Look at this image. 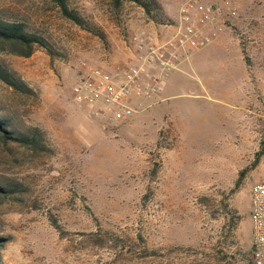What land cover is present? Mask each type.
Returning <instances> with one entry per match:
<instances>
[{"label":"rangeland","instance_id":"374dc122","mask_svg":"<svg viewBox=\"0 0 264 264\" xmlns=\"http://www.w3.org/2000/svg\"><path fill=\"white\" fill-rule=\"evenodd\" d=\"M157 1L153 14L171 22L132 2L69 0L89 30L52 0H0V16L52 50L0 53L32 91L0 81V115L40 132L35 149L0 140V181L15 190L0 198L2 264H251V191L264 181V0H229L209 26L213 40L168 73L156 101L133 102L128 122L93 119L73 100L82 64L124 62L133 31L161 33L189 0Z\"/></svg>","mask_w":264,"mask_h":264},{"label":"built area","instance_id":"2783aa9c","mask_svg":"<svg viewBox=\"0 0 264 264\" xmlns=\"http://www.w3.org/2000/svg\"><path fill=\"white\" fill-rule=\"evenodd\" d=\"M229 0H189L179 18L161 33L133 31L127 41L128 58L106 69L82 64L72 88L73 100L91 118L108 124L128 122L137 112L133 102L156 101L168 73L178 70L185 59L207 46L216 35L209 29ZM236 16L234 9L229 10ZM253 264H264V181L251 191Z\"/></svg>","mask_w":264,"mask_h":264},{"label":"trees","instance_id":"16d2710c","mask_svg":"<svg viewBox=\"0 0 264 264\" xmlns=\"http://www.w3.org/2000/svg\"><path fill=\"white\" fill-rule=\"evenodd\" d=\"M59 8L61 14L66 19L74 22L84 29L92 30L90 24L85 18L78 12L71 8L69 0H52ZM115 8H120L125 2H132L143 7L148 15L156 23H168L171 22L166 16H155L154 11H162V7L157 0H110ZM36 47H42L48 50L50 53L49 43L47 40L29 31L26 24L17 20L6 19L0 16V53L8 52L17 56L31 57ZM0 81L6 85L12 87L14 90L21 93H32L26 83L15 72L7 68L3 62L0 61ZM39 130L32 129L31 134L24 132H18L12 122L5 116L0 115V140L4 143H17L19 145L35 149L40 145ZM261 155H258L255 165L260 161ZM243 175V174H241ZM11 184H5L0 181V198H4L9 194L15 193V190L11 188ZM7 238L0 237V254L1 249L7 242ZM254 246L252 244L251 253L253 255ZM251 264H253V258H251ZM0 264L2 259L0 256Z\"/></svg>","mask_w":264,"mask_h":264}]
</instances>
